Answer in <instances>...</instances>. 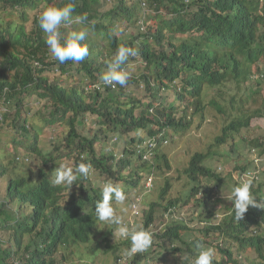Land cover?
<instances>
[{"label":"trees","instance_id":"1","mask_svg":"<svg viewBox=\"0 0 264 264\" xmlns=\"http://www.w3.org/2000/svg\"><path fill=\"white\" fill-rule=\"evenodd\" d=\"M69 2L75 5L74 19L80 16L87 19L83 25L68 24L62 26L60 31L66 36L68 32L79 27H87L89 35L84 43L88 45L89 55L79 63L67 61L60 64L51 56L45 43V33L40 29L37 18L44 7L52 4L62 7ZM237 3L244 6L243 9L252 19L261 18L256 14L259 2L248 4L247 0H0V180H4L10 173L12 175L7 179L4 193L0 198V232L8 233L7 241L0 236V264H54L51 259L50 262L45 259L49 249L58 246L72 248L80 243H86L90 240L92 230L93 220L90 214L86 213L85 199H82L87 191L83 186L87 178L78 176L76 184L72 185L73 192L69 191L68 199L62 203L61 195L67 192L68 186L53 182L60 165L49 155V147L37 150L42 163L35 171L14 174V170L10 169L15 161L9 156H14L15 152L9 151L8 147L13 146L17 149L18 146L8 141L5 132L7 126H11L15 135L20 134L23 140L33 139L31 143L33 145L39 136V131L33 133L35 128L32 122L20 124L24 119V113L27 115L31 112V108H27L26 99L31 95L46 99L47 106H51V109L48 115L43 117L44 121L48 125L58 122L63 125L66 144L81 145L86 141H92L90 154L88 152V164L96 172L122 178L123 172L118 175L115 173L118 167L130 161L131 155L119 166L111 162L115 152L113 136L117 138V146L124 149V142H130L127 139L128 132L132 131L133 127V129L140 127V123L146 126L152 124L149 128L151 132L176 123L172 127L177 128V135L167 137L171 151L180 143L185 145L184 132H180L179 129L188 125L200 128V122L194 120H187L186 126L179 127L172 114L167 112L163 113L166 118L165 125L149 119L144 112L142 116L135 115L134 105L132 109H127L130 105V102L127 103L128 88L144 86V81L149 86V80H153L157 83V90L161 89L165 82L159 77L165 74L167 62L176 55L182 58L183 55L190 53L188 44L178 33L187 31L191 23L198 18L212 17L205 21L203 26L212 24L224 37L223 43L231 39L234 35L232 29L219 18L225 19L230 16ZM121 45L138 49V55L142 59L135 61L146 67L149 72L147 73L146 69L141 71L142 66L138 65L140 70L136 73L137 76L129 77L126 85L117 84L115 88L105 86L100 77L107 71L108 64ZM202 52L205 60L194 59L198 63L209 65L210 68L204 71L200 81L217 86L227 82L226 69H230L229 66L239 70L238 65L230 59L220 58L210 44H206ZM262 53L264 44L260 51V54ZM126 65L125 62L120 67L124 68ZM153 68L157 70L159 77L150 74ZM72 70L83 71L81 79H76ZM49 71H57L59 77L50 80L47 75ZM62 75L65 82L61 84ZM201 89L200 87L196 91L197 99L202 94ZM227 91L228 88H222L213 98V105L219 118L216 133L207 138L208 142L204 148H199L197 141H192L187 144L189 156L180 155L183 172L192 185L185 196L179 195L177 198L168 199V205L181 206L190 199L204 204L195 197L200 190V182L203 181L212 182L211 186L207 184L206 187H202L204 190H213L215 182L217 187L222 188L231 185L229 174L221 177L202 165L207 155L218 152L220 146L228 145L239 154V149L246 146L247 149L250 148L252 140L258 146L257 150L264 146V141L260 139L250 140L244 137L239 139L237 135L232 134L250 123L252 115H248L244 109H240V112L236 110L234 114L236 118L224 126L223 101H229L233 107L238 100L236 95L229 98ZM245 114L246 117L239 118ZM255 116H258V113L253 115ZM25 120L30 121L27 117ZM181 122L183 119L179 121ZM90 124L98 125L97 129ZM95 143L98 145L97 152L103 155L96 154ZM165 153H162L163 157ZM169 185L166 181L164 187L166 191ZM75 187L77 188L74 189ZM263 187V183L252 185V195L258 202H264ZM165 193L162 191L161 197L165 196ZM263 215L264 208L249 206L239 224L235 226L231 224L232 231L227 227L226 221L219 225H209L207 230L214 233L223 231L224 235L232 236L236 229L242 233V228L249 224L259 226ZM233 219L234 211L230 221ZM153 220V213H148L141 230L146 231ZM166 236L171 241H176L179 234L177 229H170ZM236 238L242 247L253 249L264 259V233L262 236ZM207 240L208 237L205 242ZM197 244H204V240L196 239L191 242L194 255L197 254ZM223 252L230 257L229 251ZM213 264L227 262L213 259Z\"/></svg>","mask_w":264,"mask_h":264},{"label":"clouds","instance_id":"2","mask_svg":"<svg viewBox=\"0 0 264 264\" xmlns=\"http://www.w3.org/2000/svg\"><path fill=\"white\" fill-rule=\"evenodd\" d=\"M247 1L248 4L259 2L258 7L261 8V10L259 8L256 9V14L261 18L252 19L246 10L243 9L244 6L238 3L235 4L230 16H227L225 19L219 18L228 24L234 33L233 37L225 43L222 42L224 37L219 34L212 24L203 26V23L210 20L212 17L198 18L191 23L187 31L178 33L188 44L190 53L188 55H183L182 58H178V55L171 58L165 65V74L160 77L157 76L158 73L155 68L150 71V74L162 78L163 82H165L161 89L157 90V83L153 80H149V86H147L144 81V86L129 87L127 90V103L130 102V105L127 109H132V105H134L135 108L133 113H135L136 108L142 106V114L138 116H142L144 112L149 119H153L155 122L158 121L164 125L166 124V118L163 115L164 112L171 113L174 120L178 122L179 127L186 126L187 120L200 122L199 129L188 125L186 128L179 129V131L184 132L185 138L183 139L186 146L189 142L197 141L198 147L204 148L208 142L207 138L212 137L213 134L216 133V130H211L210 122L212 119L206 118V110L202 106L204 92L207 88L211 87V85L200 81V79L203 78L204 71L210 67L209 65L198 63L194 58L205 60L202 57V48L205 47L206 44H210V46L216 49L220 58H228L239 67V70H236L232 66H229L230 69H226V71H228V75L226 76L228 78L227 82L217 85L219 90L228 88L227 95L229 98L231 95H236L238 98L233 107H225L223 112L224 126H227L236 118L234 114L236 110L240 112V109H244L248 115H252L248 126H250L253 119L264 117V93L259 91V89H264V53L260 54L262 44H264V0ZM74 11L75 5L71 2L62 7L52 4L44 7L37 18L40 29L45 33V43L48 46L50 54L60 64L67 61L79 63L89 55L88 45L84 43L89 35V29L87 27H79L76 30L68 32L66 36L60 31L62 26L68 24H84L87 17L80 16L74 19ZM179 35H177V37H180ZM138 54V49L124 45L118 47L111 62L108 64L107 71L100 77L102 84L111 86L112 88L117 87V84L124 86L129 77L137 76L134 74V69L141 64L135 61V59H142ZM125 62L127 64L126 67L121 68L120 66ZM144 69H146L147 73L149 72L146 67L142 66L141 71ZM99 86L98 84L97 87ZM200 87L202 88V94L200 98L197 99L196 91ZM236 89L242 93L238 94L235 92ZM136 93H138L137 98ZM209 105L211 109L215 110L213 98L209 100ZM191 106L192 109L190 110ZM255 113H258V116L253 117ZM135 115L137 114L135 113ZM244 117H246V114L239 116L240 119ZM25 119L26 117L22 119L20 124H28L31 122ZM182 119L183 122L179 123ZM182 123H185V125ZM175 124L165 125L161 129L151 132L149 128L152 124L146 126L140 123V127L136 129H133V127L131 129L132 131L128 132L127 139L130 142H124V149L117 146L116 136L112 137L113 150L115 151L111 159L112 163L119 166L122 164L123 160L131 155L130 161L118 167V171L115 173V175H118L120 172H123L124 176L122 178L111 177L101 172H96V170L88 164V152L90 154L92 141H86L81 145L68 146L66 144V139H64L66 134L63 133V139L58 140L57 143L49 144L48 146L50 148L49 155L55 158L60 165L53 181L55 184L67 185V192L69 193V191L73 192L72 189L74 186L72 185L76 182L78 176L87 178V181L83 184L87 191L82 199H85L84 205L86 213L90 214L93 220L92 229L100 220L104 222L105 225H109L112 231L111 236H106L103 233L104 228L101 226L98 232L90 235V240L88 242H92L94 246H98L99 248H105L106 250L104 251H115L118 250L119 245H123L125 250L116 253L113 258V264H140L142 261L146 262L157 237H165L171 244H176L178 241L184 245L189 257H192L191 260L186 258L185 264H213V259L218 261L224 260L227 264H236L237 259L240 258L241 255H234L229 245H223L222 239L230 238L238 243V247L245 250L238 242L239 239L236 238V236L242 239L243 237L262 236L264 233V215L259 226L256 224H249L247 227L242 228V233H239L238 229H236L234 234H232L234 238L227 234L224 235L222 233L223 231H216L218 236L214 239L215 235H211L214 231L208 232L207 227L209 225H219L221 222L217 224L206 223L203 227L204 235L202 237L197 236L192 240H204V244L196 245L197 254L194 255L195 252L192 250L191 245L192 241H185L181 234V231L191 222L187 217H182L183 213L181 210L189 202L194 200L190 199L189 202L181 206L168 205L167 196L174 186L171 187V183L168 179L165 180L161 187L156 186V175L160 174L161 163L163 162L167 168L170 166L164 151L166 150L172 154V152L179 147L189 150L188 147L181 144L177 146L176 149L170 151L168 147L169 144H167V137L177 135V128L172 127ZM32 125L35 128L33 133H35L36 130L39 131L38 140L35 145L31 144L33 139L23 140L20 134L11 137V144L15 143L18 146V148L15 149V155L12 156L15 162L29 161L30 159L28 155L18 153L19 146L21 145L27 147L33 153L32 157L35 156L36 159L42 161L37 150H42L47 147L42 145L41 134L45 128L54 124L48 125V123L44 121V118H41L39 124L32 122ZM240 130L238 132H232V134L237 135ZM169 131H171V133H167ZM87 137L90 138L92 136ZM22 141L24 143H21ZM61 143L64 147L61 146ZM94 147L97 155H103L97 152V143H95ZM262 147H259L260 150H257L258 146L252 141L249 149H247V146L239 149L240 154L235 152L231 147L226 151L227 153H224L222 149L219 148L218 152L212 155L208 154L202 162V165L208 167L205 164L208 158L214 159L215 157V159H221L223 154L230 156L232 152L240 156L244 149L248 150L249 162L251 165L248 166V168L245 166L240 167L239 172L233 175L237 184L231 188V197L227 199L229 204L225 206V210L229 209L230 211V218L233 211L235 213V219L231 220L227 225L231 231V224L234 226L239 224V221L243 219L249 206L264 208V202H258L251 192L253 183L264 184L261 179L264 172L260 171V165L264 162V146ZM162 153H165L164 157ZM173 156L178 160L176 162L177 166H180V164H182L180 155L173 154ZM64 161H72L73 163L70 167H67L61 165ZM228 162L229 159L216 161L213 169L211 167L208 168L223 177L222 174L224 172L229 174V172L226 171ZM49 174L52 173L49 172ZM93 174H102L106 179L112 180L107 181L108 183L100 189L91 180ZM166 181L170 184L167 191L166 188H164ZM201 183L203 182H200V190L195 197L199 198L202 202H205L204 196H207V199L210 198V192L214 194L224 189L220 186L217 187L215 182L213 190H204L202 187H206L207 184L201 186ZM76 188L77 187L74 189ZM162 191H164V193L166 191L163 197H161ZM67 192H65V194ZM68 193L67 196H65V194L63 196L61 195L62 203L68 199ZM186 193L187 191L184 190L180 193V196H185ZM199 195H202V197ZM215 201H217V199ZM156 207L161 208L159 212L161 220L158 225L156 224V216L154 214V209ZM150 212L153 213L154 220L150 223L147 230L143 231L141 229L144 227L146 215ZM209 213L212 216L215 215V212H212L211 209H209ZM223 221L225 222L226 218ZM252 226H256V228L248 234L247 231ZM170 229H177L179 237L176 241H171L170 238L166 236ZM206 237H208V240L205 242ZM111 240H114L115 243H112ZM88 242L80 243V245L87 244ZM58 247L69 248L70 252H72L74 248H70L69 246ZM58 247L48 250L45 256L48 262H50V259L54 264H64V261H69L67 259L68 255L62 256L63 261H57L56 252L59 250ZM172 249L175 251L179 250V248ZM215 249L218 250L221 258L217 257ZM225 250L230 252V257L226 252H223ZM256 254L260 259V264H264V259L260 257L257 252ZM108 255L112 257L111 252H108ZM249 264L253 263L251 262Z\"/></svg>","mask_w":264,"mask_h":264},{"label":"rangeland","instance_id":"3","mask_svg":"<svg viewBox=\"0 0 264 264\" xmlns=\"http://www.w3.org/2000/svg\"><path fill=\"white\" fill-rule=\"evenodd\" d=\"M140 70L139 66H136L134 69V74H136ZM133 71V70H132ZM72 73L76 79H81L82 75L84 74L83 71H77L72 70ZM48 77L50 80H54L55 77H59V73L57 71H49L47 72ZM56 79V78H55ZM64 76L60 77V83H64ZM72 80V79H71ZM219 91V88L217 86H211L207 88L204 92L203 96V103L202 106L205 108V116L206 118H211V130L214 131L217 128V124L219 123V118L216 115V111L210 108L209 100L216 97L217 93ZM259 91H262L264 93V89H259ZM238 94H241L242 92L239 90H235ZM136 98L138 97V93H136ZM225 104V107H229V101H223ZM27 108H31V112H29L27 115L24 113L23 117H27L31 122L35 124L40 123V119L47 116L49 113V110L51 109V106H47V100L40 99L38 95H31L26 99ZM192 109V106L190 107V110ZM143 107L138 106L136 108L135 113L137 115L142 114ZM264 113V108H263ZM264 115V114H263ZM224 120V118H223ZM95 127V130L97 129L98 125L90 124ZM11 126H7V129L5 130L6 137L9 142H11V137L15 135V131L11 130ZM63 125L56 123L52 126H49L48 128H45L43 130V133L41 134V140L42 145H45L46 147L49 146V144L57 143L58 140L63 139ZM11 134V136H10ZM239 137H244L246 139H260L264 141V117L262 118H255L251 121L250 126L246 128H242L240 132L237 134ZM6 139V140H7ZM254 141V140H252ZM183 143H180V145ZM61 146L64 147L61 143ZM186 146V145H185ZM187 147V146H186ZM219 148L222 149L224 153H227L226 151L230 149V147L227 145L220 146ZM245 148V147H244ZM8 150L11 152H15V149L13 146H9ZM166 151V150H165ZM18 153L26 154L30 157L29 161H18L13 164L10 169L14 170V174L20 173V172H27V171H35L40 165L41 161L35 158V156L32 157V152L25 146L21 145L19 146ZM174 155H181L188 157L189 153H187V150L183 147H179L178 149L174 150L172 154L166 151V156L168 158L169 162V168H167L163 162L161 163V169L160 174L156 175V186L161 187L166 179L169 180L171 183V187L174 186L168 193L167 198H177L179 197L180 193L184 190L188 192V190L191 187V183L185 173L183 172L182 164L180 166H177L176 162L178 161ZM11 159L12 156H9ZM225 159H229L227 170L229 172V181L232 182L231 186L229 188H224L219 192H216L212 194L210 192V198L207 199V196L205 197V202L202 205H199L195 200L189 202L182 210L183 213L182 217H187L188 220L191 222L188 223V226L184 228L181 231V234L185 241L190 242L195 237L199 236L202 237L204 235L203 233V227L204 224H217L222 222L226 218V223H230V216H229V209L225 210V206L229 204L227 199L231 197V188L235 186L237 183L235 182V179L233 175H236L237 172H239L240 167L245 166L248 168V166L251 165L249 162V156H248V150L244 149L242 151V155L237 156L234 152L230 154V156L223 154L221 159H214L208 158L205 161V164L208 167L214 168V163L216 161H223ZM72 161H64L61 165L70 167L72 164ZM260 171L264 172V162L262 165H260ZM11 173L9 176L5 177V179L0 180V198L2 197L5 185L7 179H10ZM225 175H228L226 172L222 174L224 177ZM262 181L264 182V174L261 176ZM92 182L98 186L100 189L103 188V186L108 183L107 181H110L112 179H106L105 176L102 174L95 175L93 174L91 176ZM204 180V179H203ZM112 183V182H111ZM205 184H208V186H211L212 182L207 183L206 181H203L201 183V186H204ZM256 186V184H255ZM264 189V187H263ZM68 193V192H67ZM67 193L65 196H67ZM202 197V195H199ZM202 199V198H201ZM217 199V201H215ZM163 201V200H162ZM184 205V204H182ZM209 209L212 210V212H215V215L212 216L209 213ZM161 208L156 207L154 209V214L156 216V224H159V221L161 220V216L159 214ZM103 227V233L106 236H111L112 231L109 225H105L104 222H101L100 220L97 222V224L93 227L90 235L95 234L99 231L100 227ZM256 226H252L248 229L247 233L250 234L253 229H255ZM211 235H215L214 239L218 236L216 233H212ZM0 236L7 241L8 239V233L7 232H0ZM5 241V242H6ZM117 241V240H116ZM215 241V240H214ZM112 243H115L114 240H111ZM216 242V241H215ZM223 245H229L234 255L240 256V258L237 259L236 264H260V259L258 258L256 252L251 249L247 248L245 250H242L240 247H238V243L234 240L228 238V239H222ZM217 243V242H216ZM5 246L7 244L5 243ZM92 242H88L87 244H82L77 247H74L72 249V252L69 251V248H59V250L56 252V258L57 261H63V255H68L67 259L69 261H64V264H113V258L116 255L117 252H121L125 250V247L123 245L118 246V250H106L105 248H99L98 246H94ZM172 248H179V250L175 251ZM108 252L112 253V257L108 255ZM215 253L218 258H221L219 256V252L217 249H215ZM148 259H146V262L142 261L140 264H185L186 258H189V260L192 259V257H189L188 252L186 251V248L184 245H182L180 242L177 241L176 244H171L168 240H166L165 237H157L154 246L150 250V253L148 255ZM89 263H88V262ZM233 264V263H230Z\"/></svg>","mask_w":264,"mask_h":264}]
</instances>
